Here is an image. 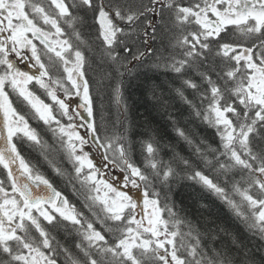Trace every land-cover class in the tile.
<instances>
[{
  "label": "snow or ice",
  "instance_id": "1",
  "mask_svg": "<svg viewBox=\"0 0 264 264\" xmlns=\"http://www.w3.org/2000/svg\"><path fill=\"white\" fill-rule=\"evenodd\" d=\"M146 57L174 75L188 120L213 129L215 143L174 123L189 156L149 137L135 161L122 77ZM97 60L116 81L114 123L103 107L95 119L100 81L88 72ZM155 98L167 106L163 94ZM90 140L138 196L102 178L85 151ZM24 143L72 184L87 212L22 154ZM181 171L261 241L259 261L237 237L229 246L209 222L180 215L168 191ZM0 264H264V0H0Z\"/></svg>",
  "mask_w": 264,
  "mask_h": 264
},
{
  "label": "trees",
  "instance_id": "2",
  "mask_svg": "<svg viewBox=\"0 0 264 264\" xmlns=\"http://www.w3.org/2000/svg\"><path fill=\"white\" fill-rule=\"evenodd\" d=\"M83 31L85 38H87L88 30L84 29ZM152 46L158 47L159 45L156 43ZM145 60V65L137 68L133 75L125 74L122 77L121 95L128 108L127 125L131 138L137 141L135 144V161L137 163L142 161L138 141L141 139L147 140L149 137L159 141L161 146L171 144L181 155L189 156L188 145L177 136L173 126L174 123L176 126L184 127L189 131H196L208 138L210 142L215 143L213 129L199 124L198 121L190 122L188 120L189 110L187 106L182 104L173 91V88L178 85L174 75L166 72L163 68H153L150 57H146ZM109 71L110 69L106 65L97 60L92 62V67L88 72L90 79L100 81L99 87L94 84L92 89L96 110L95 119L98 124L100 123L101 107H103L105 119L109 123H114L116 118L122 114L117 109L116 97L113 92L116 81L107 78ZM101 77L104 78L101 80ZM162 94L167 100L166 107H162L155 98ZM31 123L35 126L32 119ZM36 128L42 132L43 139L51 142V133L47 131L45 126L37 123ZM90 142L92 144L91 140ZM94 149L98 153L101 151L98 148ZM21 152L30 162L32 160L33 163H31L50 179L54 187L67 196L70 203L75 204L79 210L87 212V209L83 207V197L73 190L72 184L66 178L58 176L53 171L39 149L26 145L22 147ZM171 155L172 151L169 148H162L161 156L163 160L168 161ZM54 159L57 160V163H60L58 157H54ZM62 167L65 169L71 168L66 160L63 162ZM205 171L210 177L216 179L215 175L209 170L205 169ZM218 182L222 183L223 178L221 177ZM76 187L78 188L79 185ZM169 188L170 200L175 203L181 216H187L188 219L199 222L201 225L205 221L209 222L211 226L216 228L220 239L229 246L231 237H237L247 249L255 254L257 261H259L261 241L245 231L243 224L237 220L229 207L212 191L202 187L201 184L195 181L187 179L182 171L170 180ZM221 229L226 231H221ZM226 233L231 235H226Z\"/></svg>",
  "mask_w": 264,
  "mask_h": 264
},
{
  "label": "rangeland",
  "instance_id": "3",
  "mask_svg": "<svg viewBox=\"0 0 264 264\" xmlns=\"http://www.w3.org/2000/svg\"><path fill=\"white\" fill-rule=\"evenodd\" d=\"M18 66H20L21 68H24L25 70H28L25 68V63H20L18 64ZM61 95H63V93H61ZM79 102L80 101L78 100V98L73 97V107H76ZM78 111L83 113L84 117L87 116V113H85L82 108H79ZM78 123H83V121L78 120ZM79 131L82 135H86L87 133L86 127H81ZM84 147H85V151L89 152L90 157L93 160V163L100 170V173L102 174V178L112 183L118 189L131 191L134 196H138V191L136 189H132L130 184L128 185L127 189L124 188L123 177L125 173L122 172L118 167H115L109 164L107 161H105L103 158L104 153L102 150L98 153L97 150L92 147V144H89V143L85 145Z\"/></svg>",
  "mask_w": 264,
  "mask_h": 264
},
{
  "label": "flooded vegetation",
  "instance_id": "4",
  "mask_svg": "<svg viewBox=\"0 0 264 264\" xmlns=\"http://www.w3.org/2000/svg\"><path fill=\"white\" fill-rule=\"evenodd\" d=\"M19 67H20V66H19ZM30 87H32L33 90L36 91V93H37L38 95H41V97H42L43 99H45L46 102L51 103V101L48 100V98L43 94V91H42L41 89H39L38 86H36V85H32V86H30ZM13 99L15 100L16 98L13 97ZM16 106H17L18 108H20L21 111H23V112L28 116L31 125H32V123H31V119L34 121V125H35V126L32 125L33 127H36V124H37V123H41V122H38L37 120H35V119L32 118L30 110H28L26 107L21 106L19 103H17ZM41 124H42V123H41ZM40 133H42V132H40ZM26 145H28V144H27V143L21 144V145H20V149L22 150V147H24V146H26ZM29 146H30V145H29ZM30 147H31V146H30ZM31 162L33 163L32 160H31ZM56 189H57V188H56ZM57 190H58V189H57ZM58 191H59V190H58ZM60 192H61V191H60ZM61 193L67 198V196H66L63 192H61Z\"/></svg>",
  "mask_w": 264,
  "mask_h": 264
}]
</instances>
